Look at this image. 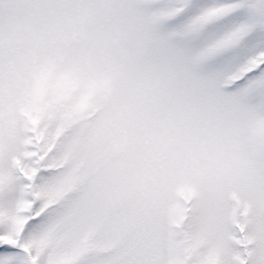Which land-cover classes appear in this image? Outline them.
<instances>
[{"label":"rangeland","instance_id":"obj_1","mask_svg":"<svg viewBox=\"0 0 264 264\" xmlns=\"http://www.w3.org/2000/svg\"><path fill=\"white\" fill-rule=\"evenodd\" d=\"M0 264H264V0H0Z\"/></svg>","mask_w":264,"mask_h":264}]
</instances>
